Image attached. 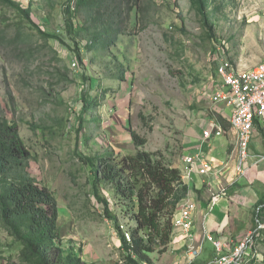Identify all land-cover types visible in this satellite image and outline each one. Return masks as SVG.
Returning a JSON list of instances; mask_svg holds the SVG:
<instances>
[{
  "label": "rangeland",
  "instance_id": "374dc122",
  "mask_svg": "<svg viewBox=\"0 0 264 264\" xmlns=\"http://www.w3.org/2000/svg\"><path fill=\"white\" fill-rule=\"evenodd\" d=\"M31 1L33 21L48 34L61 35L64 45L30 31L17 39L12 25L17 15L0 6V108L18 125L31 153V175L57 200L63 245L74 248L85 264H123L119 239L92 197L91 173L79 156L145 151L178 166L191 149L188 137L199 113H209L210 96L219 84L218 60L223 57L239 70L264 62V0H215L209 32L188 0H143L136 25L133 16L128 33L107 51L86 49L82 40L81 62L62 31L63 0H53L52 12L46 0ZM119 70L123 81L114 78ZM98 84L106 91L93 113L100 123L89 124L78 139L73 125L82 95H94ZM131 132L145 144L135 146ZM253 140L264 154V121L255 124ZM100 191L126 232L127 220L111 189L102 185ZM8 243L0 229V264H5ZM160 256L150 255L153 264Z\"/></svg>",
  "mask_w": 264,
  "mask_h": 264
},
{
  "label": "trees",
  "instance_id": "16d2710c",
  "mask_svg": "<svg viewBox=\"0 0 264 264\" xmlns=\"http://www.w3.org/2000/svg\"><path fill=\"white\" fill-rule=\"evenodd\" d=\"M46 1L49 10L54 11L55 2ZM142 1L63 0L59 7L62 31L75 46L77 62H81L78 46L82 40L86 49L102 52L113 47L120 35L127 34L133 16L134 25L138 22ZM188 1L205 32L211 31L217 9L215 0ZM0 6L17 15L12 24L17 39L30 31L45 41L64 45L61 35L48 34L33 21L31 0L27 6L14 0H0ZM114 78L123 81L125 74L119 70ZM83 80L88 82L89 78ZM98 89L94 95L86 91L82 95L73 125L78 139L84 137L83 131L89 124L100 123L93 113L106 91L99 84ZM131 138L135 146L145 144L134 132ZM156 155L145 151L124 155L106 151L94 157L79 156L91 173L92 197L119 239L123 264H153L152 253L162 255L167 251L173 235V217L189 192L181 170L161 162ZM31 159L18 125L7 120L0 108V229L9 240L5 246L8 255L3 258L5 264H85L74 248L63 245L57 200L46 185L31 175ZM102 185L111 189L122 219L127 220L126 232L119 216L101 194ZM257 220L264 222V199L258 200L253 212V227ZM258 264H264V254Z\"/></svg>",
  "mask_w": 264,
  "mask_h": 264
},
{
  "label": "crops",
  "instance_id": "0c3cea01",
  "mask_svg": "<svg viewBox=\"0 0 264 264\" xmlns=\"http://www.w3.org/2000/svg\"><path fill=\"white\" fill-rule=\"evenodd\" d=\"M208 104L209 113H199L200 118L188 137L191 149L185 156H195L196 162L193 173L183 179L189 192L178 207L189 200L196 202L193 239L190 242L180 229L174 228L167 251L155 264H212L215 252L205 236L211 235L227 245L241 240L254 226L253 212L258 200L264 199V154L259 142L253 139L250 142L249 153L253 157L245 165L243 175L238 174L235 171L238 164L236 136L228 124L230 110L222 102L212 103L209 100ZM213 123L220 126L222 135H211L208 142H205L201 138V132L210 128ZM221 138L225 140L219 142ZM213 140L218 141L215 148ZM202 161L210 163L206 174L198 172L199 162ZM174 167L181 170L182 162ZM214 197L216 201L212 204ZM191 244L199 248L192 263L187 255Z\"/></svg>",
  "mask_w": 264,
  "mask_h": 264
},
{
  "label": "built area",
  "instance_id": "2783aa9c",
  "mask_svg": "<svg viewBox=\"0 0 264 264\" xmlns=\"http://www.w3.org/2000/svg\"><path fill=\"white\" fill-rule=\"evenodd\" d=\"M75 63H73V66ZM216 76L219 78L217 89L211 94L212 103L222 102L230 110L228 124L235 133L238 152V164L235 171L243 175L245 165L252 159L249 144L254 137V126L264 121V62L253 68L238 70L231 62L221 57L216 65ZM211 135H222L219 125L213 123L210 128L201 132L203 141L208 142ZM196 157L187 155L182 160V180L188 178L194 171ZM199 174H206L210 163L199 162ZM216 197L212 198L215 204ZM196 202L187 201L178 208L173 217V228H178L190 240L193 239L192 226ZM125 238L130 242L129 235ZM205 240L214 248L215 256L212 264H258L263 259L262 243L264 241V222L256 221V226L239 241L230 245L224 244L211 235ZM199 248L194 244L188 246L187 255L192 263L198 255Z\"/></svg>",
  "mask_w": 264,
  "mask_h": 264
}]
</instances>
